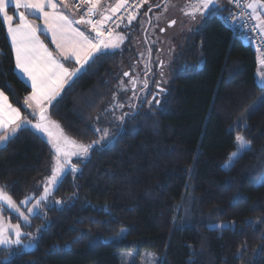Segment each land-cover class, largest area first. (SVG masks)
Returning <instances> with one entry per match:
<instances>
[{"label":"trees","instance_id":"1","mask_svg":"<svg viewBox=\"0 0 264 264\" xmlns=\"http://www.w3.org/2000/svg\"><path fill=\"white\" fill-rule=\"evenodd\" d=\"M222 9L173 61L163 92L145 80L126 102L121 68L130 55L117 51L96 55L49 106L66 135L92 147L25 228L38 243L11 264H121L123 253L144 252L162 264H264V108L253 110L264 98L259 56ZM0 89L29 114L31 89L17 75L1 18ZM95 128L109 135L101 140ZM237 135L251 150L229 165ZM53 160L49 142L21 128L0 148V186L20 202L50 176ZM13 251L0 249V264Z\"/></svg>","mask_w":264,"mask_h":264},{"label":"snow or ice","instance_id":"2","mask_svg":"<svg viewBox=\"0 0 264 264\" xmlns=\"http://www.w3.org/2000/svg\"><path fill=\"white\" fill-rule=\"evenodd\" d=\"M10 2H14L16 9L23 8L25 11H19L15 15L9 14ZM81 2L88 5L85 14L79 19H70L60 10V4L57 3V0H0V18L6 24L10 46L14 51L15 70H19V73L30 82L31 93L25 97L24 105L33 109L31 113L33 117L38 116V122L35 124L32 120L22 117L20 109L14 107L9 102L8 96L0 90V144L14 138L21 127L31 126L47 134L54 150L51 175L46 179L43 194L31 207H27L31 197H26L18 203L5 190V186H0V249L5 251L15 249V251L10 252L3 264H11L14 256L23 254L26 249L35 246L39 240V236L24 233L20 223L12 224L9 219H6L3 216L4 208L14 211L18 219L31 226L30 215L38 214L36 210L40 208L43 201L48 200L58 182H62L61 177L66 174V170L78 171L76 164L72 163V157H87L92 147L91 144L78 143L66 136L60 126L55 121L50 120L47 114L48 105H51L52 101L56 99L65 83L76 76L81 68L89 60H92L97 53L114 54L110 50L119 49L127 39L125 35L116 31L120 22H123V16L117 18L118 22H114V26L106 28L108 22L113 19V15L124 7L123 0L114 7H107L103 10L99 8L100 0H81ZM230 2L243 8L242 15H247L248 19L254 21L251 30L258 32L260 41L264 42V0H230ZM217 4L218 0H192L191 11L186 12V14L190 15L192 19H195L197 14L202 17L205 14L208 17L220 16L224 9L219 8ZM25 12L36 16L41 23L30 20ZM97 16L98 19H93ZM16 19H18V23H14ZM133 19H135V15H128L129 24ZM232 19V16L225 17V21L228 23H231ZM171 23L175 24L176 22L172 21ZM79 24L88 25L90 32L86 34L85 31L74 26ZM42 31L50 33L51 42L55 44L58 55H54L40 39L38 33ZM62 60L74 61L80 67L69 69ZM259 63L264 68V55L261 56ZM258 77V87L264 89V71H259ZM131 83L135 87L136 81L132 80ZM163 91L164 89L160 88V92ZM153 99L155 100L156 97L153 96ZM156 103L158 104L159 101L157 100ZM117 107L122 108L123 105L119 104ZM258 108H264V98L258 101V105L253 106V110H258ZM253 110H250L249 116ZM128 115V113H124L117 119L122 122ZM247 119L248 117L241 122L244 128H247ZM54 129L56 130L54 131ZM94 131L102 132L101 140L109 135L107 129L95 128ZM95 143L97 142L94 141L93 144ZM234 143L236 151L230 155L229 165L251 150V142L243 135H237ZM55 203H61V201H55ZM21 205L25 206V211L21 210ZM216 227H223V225ZM37 232L39 233L40 229H37ZM125 232L126 230H122L121 233L117 234V238L122 237ZM22 237L27 238L29 243L24 244ZM121 264H123V257H121Z\"/></svg>","mask_w":264,"mask_h":264},{"label":"rangeland","instance_id":"3","mask_svg":"<svg viewBox=\"0 0 264 264\" xmlns=\"http://www.w3.org/2000/svg\"><path fill=\"white\" fill-rule=\"evenodd\" d=\"M149 3L150 5L143 10L132 14L135 15V19H133L130 24L125 25L124 29H121L122 27L120 26L116 28V31L125 35L127 39H125L119 49L110 50L113 52L119 51L121 53L129 51L130 56L126 60L127 64L123 65L121 68L122 77L120 83L122 92L125 93V101L128 103L131 102L132 104L133 100H135V92H139L142 89L145 80L149 81L150 86L155 85L153 87L155 89L157 85L163 89L168 88L173 61L185 49L189 39L197 34L204 20L208 17L207 14L203 17L197 14L196 18L192 19L190 15L186 14V12L191 11L190 5L192 0H149L148 4ZM217 6L219 8H224L225 2L223 0H218ZM126 21H128V19L123 21V24ZM172 21L176 23L172 24ZM128 42H130V45ZM86 66L87 64L81 68L80 73L83 72ZM125 73H128V75H125ZM132 80L136 81L135 86L137 89L135 92V87L133 88L131 83ZM122 108L118 107L119 110ZM56 123L61 129V125L58 122ZM55 130L56 129H54V131ZM44 134L49 141L47 134ZM49 144L51 146L50 142ZM52 151L54 154L53 149ZM79 158L86 157L74 156L72 157V161ZM69 171L70 170H66V174L69 173ZM66 174L62 175L61 180ZM47 178L39 182L35 189L22 199L24 200L26 197H31L27 207H31L43 194V187ZM263 182L264 178L258 183L261 184ZM60 183L61 182H58L57 186L54 187L48 200L43 201L40 208L36 210L38 214L42 211L44 204L54 195ZM20 207L22 211H25L24 205ZM3 216L9 219L12 224L20 223L22 231L28 233L25 228L29 225L23 223L21 219H18L14 211L4 208ZM34 216L36 215H30L31 224ZM33 236H37L36 233L33 234ZM22 240L24 244H28L27 238L22 237ZM122 257L124 259V264H162V258L151 252H144L139 256L135 253H123Z\"/></svg>","mask_w":264,"mask_h":264},{"label":"built area","instance_id":"4","mask_svg":"<svg viewBox=\"0 0 264 264\" xmlns=\"http://www.w3.org/2000/svg\"><path fill=\"white\" fill-rule=\"evenodd\" d=\"M101 1V0H100ZM149 0H127L124 3V7L120 11L113 15V19L108 22V26H114V22H118L117 18L123 16V21L128 19V15L135 14L140 10H143ZM225 7L228 10L226 17L232 16L231 23L226 22L236 38L242 41L244 44L251 46L252 49L258 54L259 58L264 55V42L260 41V35L256 31H252L251 27L254 24L253 20L248 19L247 15H242L244 11L242 7H237L235 3H231L230 0H223ZM74 9L81 15H84L88 5L82 3L81 0H77L74 5ZM250 12V10H247ZM123 22H120V27Z\"/></svg>","mask_w":264,"mask_h":264},{"label":"crops","instance_id":"5","mask_svg":"<svg viewBox=\"0 0 264 264\" xmlns=\"http://www.w3.org/2000/svg\"><path fill=\"white\" fill-rule=\"evenodd\" d=\"M77 0H57V3L58 4H60V10L61 11H63L66 15H68L69 16V18L70 19H79L82 15L79 13V12H77L75 9H74V7H73V5H74V3L76 2ZM121 2V0H101L100 1V5H99V8L101 9V10H103V9H105V8H107V7H114L117 3H120ZM125 2H127V0H123V3H125ZM148 5H150V3L148 4H146V6L145 7H147ZM8 11H9V14H16L17 12H19V11H25L23 8H21V9H16L15 8V5H14V2H10L9 3V7H8ZM25 14L26 15H28V18L30 19V20H32V21H34L35 23H41V21L36 17V16H34V15H31V14H29L28 12H25ZM99 17L97 16V17H93V19H98ZM2 19V18H1ZM4 23V22H3ZM14 23H18V19H16L15 21H14ZM127 24H129L128 23V21H126L124 24H122L121 25V29H124V27H125V25H127ZM4 25H5V27H6V24L4 23ZM75 27H79L82 31H85V33L86 34H88L89 32H90V28H89V26L88 25H86V24H79V25H74ZM39 35H40V39L44 42V44L48 47V49L50 50V51H52L53 52V54L54 55H58V50L56 49V47H55V44L54 43H52L51 42V35H50V33H44L43 31L42 32H40V33H38ZM93 35H94V33H93ZM8 36V35H7ZM8 39H9V42H10V38H9V36H8ZM46 39H48L49 41H50V44L52 45V48L49 46V44L47 43V40ZM13 54H14V51H13ZM98 54H100V53H98ZM98 54H96V55H98ZM95 55V56H96ZM94 56V57H95ZM93 57V58H94ZM258 60H260V58H258ZM91 60H89L88 61V63L90 62ZM62 62H64L65 63V66L66 67H68L69 69H75V68H78V67H80V65H78V64H76L74 61H63L62 60ZM87 63V64H88ZM86 65V64H85ZM84 65V66H85ZM84 71V70H83ZM259 71H264V68H262L261 67V65H260V63L258 62V71H257V80H258V82H259V77H258V72ZM16 72H17V75L19 76V78L26 84V85H28L29 87H30V82H28L27 80H26V77H23L20 73H19V70H16ZM80 74V72H78L77 74H76V76L77 75H79ZM76 76H74V77H72L71 79H69L68 80V82L67 83H65V85H64V87H63V89L61 90V92L59 93V95L56 97V99L55 100H53L52 101V103L53 102H55L57 99H58V97L61 95V93L63 92V90L65 89V87H67L73 80H74V78L76 77ZM30 89H31V87H30ZM1 90V89H0ZM5 94V93H4ZM6 95V94H5ZM9 99V98H8ZM9 102L11 103V101L9 100ZM51 103V104H52ZM12 104V103H11ZM13 105V104H12ZM14 107H16L15 105H13ZM49 106L50 105H48V108H49ZM17 108V107H16ZM28 109V111H29V114L28 115H25V114H23L22 112H21V110H20V112H21V114H22V117H24V118H26V119H28V120H32V122H33V124H35L36 122H38V116H36V117H33L32 115H31V113H32V111H33V109H30V108H27ZM48 114V113H47ZM51 121H54V120H52V119H50ZM25 127H30L32 130H34L36 133H38L39 135H41L43 138H45L47 141H48V139H47V137H46V135L44 134V133H42V132H40V131H38V130H36V129H34V128H32L31 126H24V127H21V128H25ZM20 128V129H21ZM19 129V130H20ZM62 129V128H61ZM18 130V131H19ZM63 130V129H62ZM17 131V132H18ZM17 134V133H16ZM15 134V135H16ZM49 142V141H48ZM8 142H6V143H3V144H0V148H2V147H4L6 144H7Z\"/></svg>","mask_w":264,"mask_h":264}]
</instances>
